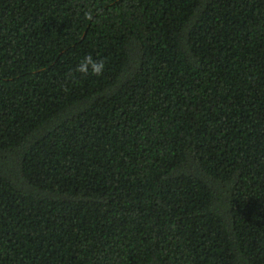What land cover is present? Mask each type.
I'll list each match as a JSON object with an SVG mask.
<instances>
[{
	"label": "trees",
	"instance_id": "1",
	"mask_svg": "<svg viewBox=\"0 0 264 264\" xmlns=\"http://www.w3.org/2000/svg\"><path fill=\"white\" fill-rule=\"evenodd\" d=\"M0 264H264V0H0Z\"/></svg>",
	"mask_w": 264,
	"mask_h": 264
},
{
	"label": "clouds",
	"instance_id": "2",
	"mask_svg": "<svg viewBox=\"0 0 264 264\" xmlns=\"http://www.w3.org/2000/svg\"><path fill=\"white\" fill-rule=\"evenodd\" d=\"M106 69V60L102 58H93L92 55L84 56L75 66L74 72L70 75L79 74L82 77L103 75Z\"/></svg>",
	"mask_w": 264,
	"mask_h": 264
}]
</instances>
